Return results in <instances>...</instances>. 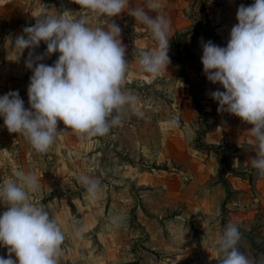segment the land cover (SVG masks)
Returning <instances> with one entry per match:
<instances>
[{
    "label": "crops",
    "instance_id": "obj_1",
    "mask_svg": "<svg viewBox=\"0 0 264 264\" xmlns=\"http://www.w3.org/2000/svg\"><path fill=\"white\" fill-rule=\"evenodd\" d=\"M159 3L161 7L153 11L147 8V0H129V8L144 7L150 16L159 14L170 21V63L151 78L141 70L138 61L142 52L154 51L157 42L147 26L127 11L108 18L97 17L74 0H0V96L18 91L25 108L30 107L28 86L33 73L25 61L32 50L26 49L20 58L9 57L7 39L22 35L26 26L36 23L35 17L69 11L78 19H86L91 27L106 28L107 22H114L121 29L128 64L122 90L133 96L135 103L123 108L120 124L111 128L120 129L126 117H146L156 112V104L145 96L159 89L173 97L176 115L182 119L180 127L169 122L175 132L168 133L174 138L165 147L170 157L164 162L180 167L170 172H142L137 167H115L113 163L107 168L112 159L108 155L102 162L101 153L108 146L111 150L107 154L112 152L114 135L109 142L98 136L81 138L62 121L57 126L62 135L42 154L36 153L22 134L0 133V182L13 177L20 183L21 174L35 175L37 189L29 193L30 199L50 214L64 235L57 264H219L220 255L213 243L217 244L221 236L220 220L208 218L215 202L199 191L210 190L207 185L215 178L219 182V171L227 166L248 175L224 173L222 177L226 176L230 190L242 195L259 192L264 198V177L250 164L256 155L254 138L247 133L252 126L218 111L219 105L211 93L224 89L207 80L201 62L202 42L226 47L231 29L238 23L239 6L251 5L254 0ZM46 51L47 45L41 42L33 56ZM59 55L57 52L45 56L42 62L52 65ZM133 84L149 86L152 92L126 88ZM203 129L206 133L201 145L213 150L195 145ZM84 176L99 184L95 199L87 193L81 179ZM50 196L51 200H45ZM232 205L243 206L236 201ZM5 210L2 205V213ZM7 256L8 252L3 255Z\"/></svg>",
    "mask_w": 264,
    "mask_h": 264
},
{
    "label": "clouds",
    "instance_id": "obj_2",
    "mask_svg": "<svg viewBox=\"0 0 264 264\" xmlns=\"http://www.w3.org/2000/svg\"><path fill=\"white\" fill-rule=\"evenodd\" d=\"M74 2L97 17L112 18L127 11L147 26L157 42L154 51L140 54L141 70L155 78L168 67L170 21L163 15L150 16L144 7L129 8V0ZM160 7L159 0H147L148 9ZM35 18L36 23L26 26L22 35L7 39L9 57L20 58L26 49L32 50L25 65L33 74L28 86L29 108H25L18 91L0 96L4 126L10 133L22 134L38 154L46 153L62 135L57 132L58 121L81 138L104 136L120 124L123 108L135 103V98L122 90L128 64L120 27L107 21L106 28L91 27L86 19H78L69 11ZM237 21L226 47L202 42L201 62L207 80L224 89L211 93L218 111L252 126L247 133L254 138L256 155L250 164L264 177V0L241 4ZM41 42L47 51L34 58ZM57 52L60 55L54 64L42 62ZM81 179L89 197L95 199L98 182L86 176ZM36 189L33 174H21L20 183H0V204L6 207L0 213V246L8 252L7 258L0 256V264H57L64 235L50 214L31 201L29 193ZM240 239L238 227L228 223L217 241L219 264H252L237 247Z\"/></svg>",
    "mask_w": 264,
    "mask_h": 264
},
{
    "label": "rangeland",
    "instance_id": "obj_3",
    "mask_svg": "<svg viewBox=\"0 0 264 264\" xmlns=\"http://www.w3.org/2000/svg\"><path fill=\"white\" fill-rule=\"evenodd\" d=\"M126 88L144 90L147 93L152 92L149 86L144 87L133 84L132 87ZM157 91L152 95L149 93L145 96L147 100L156 104V109H158L156 112L147 114L146 117L144 115H136L130 119L126 117L125 123L120 129L119 127L116 130L110 128L107 134L98 136L100 140L104 138L109 142V138L114 135L112 138L114 144L112 152L107 154L111 150L108 146L101 153L103 155L101 156L102 162L108 155L112 159L107 168L113 163L115 167L124 164L128 167H137L142 172H152V169H156L158 172L178 171L180 169L174 163L169 166L167 162H164L165 159L170 157V152H168L169 154L166 153L165 147L171 145L174 138L173 135H168V133L175 132L169 122L171 123L172 119L175 121V118L180 115H176L174 100L169 92L161 89ZM207 120L209 121L208 118ZM181 124L182 119L179 123L176 122L177 127H180ZM176 126L174 127L177 128ZM201 140L200 142L195 141V145L201 144ZM225 177L224 175L219 182L216 178L211 181L207 185L210 190L199 191L200 195L215 202V208L207 216L216 222L220 220L221 235L228 223L235 224L241 232V239L237 245L239 250L247 255L252 264H264V198L261 199L259 192L242 195L230 190L231 186ZM250 178L253 179L252 176ZM52 198L53 196H50L45 200H51ZM235 201L241 202L243 206H233L232 203ZM224 202L226 206H223ZM218 231L216 229V232ZM213 244L218 247V244Z\"/></svg>",
    "mask_w": 264,
    "mask_h": 264
},
{
    "label": "trees",
    "instance_id": "obj_4",
    "mask_svg": "<svg viewBox=\"0 0 264 264\" xmlns=\"http://www.w3.org/2000/svg\"><path fill=\"white\" fill-rule=\"evenodd\" d=\"M201 114V116L203 115L202 114V112L200 113ZM206 133V130H200L199 131V137H198V140L197 141H199L200 142V140L202 139V136L204 135ZM196 147L197 148H199V149H205V150H213V148H205V147H203L200 143H198L197 145H196ZM225 160L223 159V162H224ZM254 171H256V170H254ZM224 173H232V174H234V175H236V176H241V177H245V176H248L247 175V173H241V172H238V171H235V170H233V169H231V168H229V167H223L220 171H219V178H222V175L224 174Z\"/></svg>",
    "mask_w": 264,
    "mask_h": 264
},
{
    "label": "built area",
    "instance_id": "obj_5",
    "mask_svg": "<svg viewBox=\"0 0 264 264\" xmlns=\"http://www.w3.org/2000/svg\"><path fill=\"white\" fill-rule=\"evenodd\" d=\"M175 121H176L177 123H179V122L181 121V117H180V116H177V117L175 118ZM0 133H4V134H6V135H12V134H13V133H10V132L7 130V128L4 126V120H2V121L0 122ZM9 180H14V178L11 177V178H9ZM0 183H2V182H0ZM0 213H2V204H0ZM6 252H7V249L4 248V247H2V246H0V256L5 255Z\"/></svg>",
    "mask_w": 264,
    "mask_h": 264
}]
</instances>
